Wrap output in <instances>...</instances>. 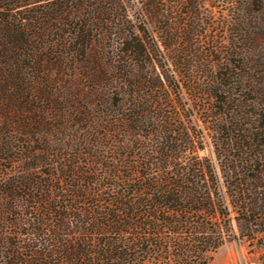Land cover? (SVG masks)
<instances>
[{"label":"trees","instance_id":"obj_1","mask_svg":"<svg viewBox=\"0 0 264 264\" xmlns=\"http://www.w3.org/2000/svg\"><path fill=\"white\" fill-rule=\"evenodd\" d=\"M129 1L0 0V264H207L264 230V0L227 38Z\"/></svg>","mask_w":264,"mask_h":264},{"label":"rangeland","instance_id":"obj_2","mask_svg":"<svg viewBox=\"0 0 264 264\" xmlns=\"http://www.w3.org/2000/svg\"><path fill=\"white\" fill-rule=\"evenodd\" d=\"M228 1L236 3L237 0H201V19L198 23L206 26V28L209 27V36L217 35L221 37L225 35V37H228V25H230V21L234 17L233 5L227 3ZM129 5H132V16H137L138 13L135 10L140 6V0L133 4L129 1ZM257 15V20L264 27V4ZM263 29L261 34H264ZM260 45L264 47V39ZM210 151V146L207 145L206 149L201 153L211 154ZM225 204L228 206L230 215H236L228 196H225ZM231 226L230 240L225 241L220 247L210 253L207 264H264V230L255 232L250 237H247L241 236L234 219L231 222Z\"/></svg>","mask_w":264,"mask_h":264}]
</instances>
